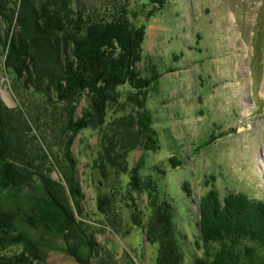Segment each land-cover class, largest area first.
Segmentation results:
<instances>
[{
  "label": "rangeland",
  "instance_id": "obj_1",
  "mask_svg": "<svg viewBox=\"0 0 264 264\" xmlns=\"http://www.w3.org/2000/svg\"><path fill=\"white\" fill-rule=\"evenodd\" d=\"M66 1L83 17L110 14L124 3ZM76 18L75 27L80 28L82 17ZM0 26L3 37L5 25ZM147 28L144 55L155 56L161 67L166 65V83L158 95L155 91L149 94L147 103L161 135L157 151H147L144 145L132 150L140 132L133 130L131 135L127 126L133 107L125 94L112 105L99 130L77 134L69 151L68 109L25 86L7 66L6 49L0 41V127L6 129L10 145L4 150L0 140V210L22 208L29 215L15 218L7 235L16 230L37 243L43 259L38 264H155L156 247L132 222L129 208L116 203L112 193L113 199L109 196L110 189L121 182L117 165L122 159L129 166L138 163L143 174L153 175L168 190L185 217L179 224L194 231L193 239L206 244L207 226L199 225L203 233L195 230L193 221L199 210L196 204L191 206L196 215L187 213L184 181L192 184L199 198L205 192L223 225L236 220L237 227L251 225L255 233L264 226L262 206L254 207L256 212L250 215L238 214L237 209L227 214L224 202L227 190L240 191L246 186L253 199L264 195V0H173L147 22ZM224 132L228 135L220 136ZM215 136L218 144L199 149ZM126 144L128 151H121ZM176 144H182L183 150ZM174 154L182 159L177 169L169 163ZM100 158L107 163L103 167L106 177H100V169H93ZM159 169L166 171L165 176ZM74 175L79 196L71 191ZM205 176L215 178L220 195L210 190L211 185H201ZM9 180L13 181L6 185ZM17 180L31 181L18 184ZM45 182L77 218L79 227L68 231L70 237L59 228L61 222L55 227ZM104 182L112 183L111 188ZM23 247V243L0 245V255L14 256Z\"/></svg>",
  "mask_w": 264,
  "mask_h": 264
},
{
  "label": "trees",
  "instance_id": "obj_2",
  "mask_svg": "<svg viewBox=\"0 0 264 264\" xmlns=\"http://www.w3.org/2000/svg\"><path fill=\"white\" fill-rule=\"evenodd\" d=\"M63 1H49L47 4L45 0H0V25H5L3 37L0 26V41L6 49V64L10 71L35 94L44 95L50 102L68 109L69 151L77 134H83L84 130H99L100 123L108 119L112 105L121 102L124 94L133 107V112L126 118L132 133L128 130L131 135L133 130L140 132L138 141L137 138L133 140L132 150L140 149L141 145L147 151L159 150L160 131L147 103L149 94L155 91L158 95L157 91L166 83V65L161 67L155 56L144 55V45L147 22L162 13L173 0H124L119 10L101 17H83L74 11L72 4ZM130 8L133 19L128 12ZM76 17H82L80 28L75 27ZM120 119L113 118V121ZM214 126L217 127L215 123ZM224 135L228 132L220 134ZM216 137L203 142L199 149L218 144ZM7 139L6 129L0 127L4 150L10 146ZM171 140L178 143L174 135ZM176 146L183 150L182 144ZM125 147H121V151H128V144ZM0 156L3 157L1 152ZM70 159L75 164L74 159ZM127 161L122 159V164L117 165L121 182L114 188L116 192L110 189L112 183L104 182V186H109V196L112 193L115 200L117 197L116 203L129 208L132 222L142 228L146 241L156 247L155 264H264V226L255 233L251 225L237 227L236 220L223 225L215 216L205 192L199 198L192 184L184 181L182 191L187 213L193 217L196 215L192 205L197 204L199 210L196 212L198 218L193 221L195 230L203 233L199 225L206 223L207 226L204 229L208 237L206 244L193 239L194 231L190 233L179 224L185 217L181 216L180 207L168 190L153 175L143 174L138 163L129 166ZM95 163L97 166L93 169L97 168L98 172L100 169V177H106L103 173L106 160L100 158ZM169 163L177 169L182 159L174 154ZM159 172L165 176V170L159 169ZM73 180L71 191L79 196L75 175ZM10 181L13 180L5 184ZM17 181L18 184H27L31 180ZM201 185L204 188L211 185L212 192L221 194L212 176H205ZM44 187L50 198V210L54 212L55 227L58 221L61 222L59 228L70 237L68 231L77 228V218L49 191L46 182ZM247 187L240 191H226L227 214L237 209L238 214L245 212L250 215L256 212L254 207L257 205L264 210V195L253 199ZM21 209L0 210V245L24 244L23 250L14 256L0 255V264H38L43 260L37 243L30 237L16 230L11 236L7 235L15 224V218L29 216ZM254 217L249 216L253 222L257 221ZM245 229L249 231L246 233Z\"/></svg>",
  "mask_w": 264,
  "mask_h": 264
},
{
  "label": "bare ground",
  "instance_id": "obj_3",
  "mask_svg": "<svg viewBox=\"0 0 264 264\" xmlns=\"http://www.w3.org/2000/svg\"><path fill=\"white\" fill-rule=\"evenodd\" d=\"M55 48V47H54ZM263 159H264V157H263ZM264 162V161H263Z\"/></svg>",
  "mask_w": 264,
  "mask_h": 264
}]
</instances>
